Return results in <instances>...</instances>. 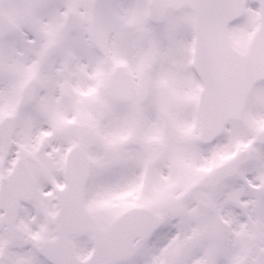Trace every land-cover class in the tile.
I'll return each mask as SVG.
<instances>
[{
    "label": "snow or ice",
    "instance_id": "1",
    "mask_svg": "<svg viewBox=\"0 0 264 264\" xmlns=\"http://www.w3.org/2000/svg\"><path fill=\"white\" fill-rule=\"evenodd\" d=\"M0 264H264V0H0Z\"/></svg>",
    "mask_w": 264,
    "mask_h": 264
}]
</instances>
